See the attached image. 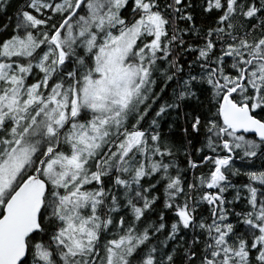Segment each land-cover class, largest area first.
<instances>
[{
	"label": "snow or ice",
	"instance_id": "snow-or-ice-1",
	"mask_svg": "<svg viewBox=\"0 0 264 264\" xmlns=\"http://www.w3.org/2000/svg\"><path fill=\"white\" fill-rule=\"evenodd\" d=\"M0 264H264V0H0Z\"/></svg>",
	"mask_w": 264,
	"mask_h": 264
},
{
	"label": "trees",
	"instance_id": "trees-1",
	"mask_svg": "<svg viewBox=\"0 0 264 264\" xmlns=\"http://www.w3.org/2000/svg\"><path fill=\"white\" fill-rule=\"evenodd\" d=\"M13 3H15V0H13ZM14 12V8H9L8 10H6V12L0 13V24L6 23L7 16H12Z\"/></svg>",
	"mask_w": 264,
	"mask_h": 264
}]
</instances>
